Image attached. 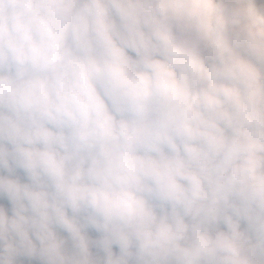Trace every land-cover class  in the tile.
I'll return each mask as SVG.
<instances>
[{
	"label": "clouds",
	"instance_id": "9594fccd",
	"mask_svg": "<svg viewBox=\"0 0 264 264\" xmlns=\"http://www.w3.org/2000/svg\"><path fill=\"white\" fill-rule=\"evenodd\" d=\"M0 264H264V0H0Z\"/></svg>",
	"mask_w": 264,
	"mask_h": 264
}]
</instances>
